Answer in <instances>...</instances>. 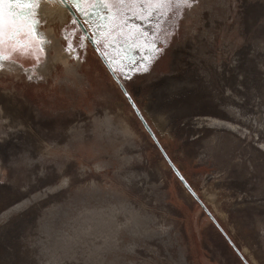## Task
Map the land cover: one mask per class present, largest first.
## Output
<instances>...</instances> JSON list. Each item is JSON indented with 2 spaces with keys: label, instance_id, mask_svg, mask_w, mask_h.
Masks as SVG:
<instances>
[{
  "label": "rangeland",
  "instance_id": "obj_1",
  "mask_svg": "<svg viewBox=\"0 0 264 264\" xmlns=\"http://www.w3.org/2000/svg\"><path fill=\"white\" fill-rule=\"evenodd\" d=\"M73 2L183 176L250 264H264V0L170 12L160 52L125 40L137 25L153 32L137 0L115 5L111 22L96 0ZM63 7L42 0L44 52L39 37L0 47L11 53L0 68V264H245Z\"/></svg>",
  "mask_w": 264,
  "mask_h": 264
},
{
  "label": "snow or ice",
  "instance_id": "obj_2",
  "mask_svg": "<svg viewBox=\"0 0 264 264\" xmlns=\"http://www.w3.org/2000/svg\"><path fill=\"white\" fill-rule=\"evenodd\" d=\"M60 2L62 3L63 0H60ZM125 2L126 0H110L109 3H106L105 0H96V3L92 7L98 10L108 8L111 15L107 19L111 22L115 21L118 17V13L113 12L112 8L115 5H123ZM137 2L140 7V11L137 13L138 18L152 23L153 32L149 34L137 25L128 32L125 40L126 42L131 41L133 46H136L138 42L142 41L143 43L139 45L140 47L149 46L153 52H160L161 49L156 44L159 39V34L163 31V24L167 22L168 14L174 12L176 15H180L182 10L191 8L195 0H137ZM41 4L42 0H0V47L9 41H14L12 51H16L17 48L31 49L33 37H39L37 47L41 53L44 52V45L49 43V41L46 36L40 35L36 27L41 23V20L37 18ZM84 14L87 15L88 13L85 12ZM96 14L100 15V12L97 11ZM122 28L123 26L118 29L121 33ZM21 33L28 37V41L21 42L16 39ZM99 38L96 37L95 39L98 41ZM103 38L108 40L109 46H111L114 37L111 36L110 30L105 31ZM83 39H87V37ZM81 46H83V43H81ZM104 54L108 55L107 53ZM33 55H35L34 51ZM10 59L11 53L4 54L0 52V68L3 67L4 61ZM35 59L37 64H39L40 57L35 56ZM110 59L115 70L117 61L114 58ZM144 70L147 71V69ZM125 75L127 76L128 74L125 73Z\"/></svg>",
  "mask_w": 264,
  "mask_h": 264
},
{
  "label": "water",
  "instance_id": "obj_3",
  "mask_svg": "<svg viewBox=\"0 0 264 264\" xmlns=\"http://www.w3.org/2000/svg\"><path fill=\"white\" fill-rule=\"evenodd\" d=\"M63 4L69 10V12L71 13V15L74 17V19L76 20L77 24L79 25L81 31L87 37V39L89 40V42L91 43V45L94 47V49L97 51L99 57L101 58V60L103 61V63L106 65L107 69L109 70V72L111 73V75L113 76V78L115 79V81L120 86L121 90L123 91L124 95L126 96V98H127L128 102L130 103L131 107L133 108V110L135 111L136 115L138 116V118L142 122L143 126L145 127V129L147 130V132L149 133V135L151 136V138L153 139V141L155 142V144L157 145V147L159 148V150L163 154L164 158L168 162V164L171 167V169L173 170V172L177 175V177L183 183V185L186 187V189L192 194V196L196 199V201L201 205V207L203 208V210L206 212V214L211 218V220L219 228V230L225 236V238L227 239V241L229 242V244L233 247V249L238 254V256L243 260V262L245 264H250V262L244 257V255L241 252V250L239 249V247L231 239V237L225 231V229L220 225V223L215 218V216L213 215V213L211 212V210L209 209V207L205 204V202L195 192V190L192 188V186L189 184V182L183 176V174L181 173V171L179 170V168L177 167V165L174 163L173 159L167 153L166 149L161 144L159 138L157 137V135L153 131L151 125L149 124V122L145 118L144 114L142 113V111H141L140 107L138 106L137 102L132 97V95L129 93V91L126 88V86L123 84V82L121 81V79L118 77V75L115 73V71L111 67L109 61L105 57L104 53L102 52V50L98 46V44L95 41L94 37L92 36L91 32L87 28L85 22L81 19V17L79 16V14L75 10V8L73 6H71V4H69V2L67 0H63Z\"/></svg>",
  "mask_w": 264,
  "mask_h": 264
},
{
  "label": "flooded vegetation",
  "instance_id": "obj_4",
  "mask_svg": "<svg viewBox=\"0 0 264 264\" xmlns=\"http://www.w3.org/2000/svg\"><path fill=\"white\" fill-rule=\"evenodd\" d=\"M67 1L69 2V4H71V6H74V2H73V0H67ZM63 9L66 10V11H69L67 8H65V6L63 7ZM11 47H12V46L9 45V44L4 46V48H6V50H7L8 52L12 51V48H11ZM21 53L23 54V56H25L26 58H28V56H29L28 54H29V53H26V52L23 51V50L21 51Z\"/></svg>",
  "mask_w": 264,
  "mask_h": 264
},
{
  "label": "bare ground",
  "instance_id": "obj_5",
  "mask_svg": "<svg viewBox=\"0 0 264 264\" xmlns=\"http://www.w3.org/2000/svg\"><path fill=\"white\" fill-rule=\"evenodd\" d=\"M66 8V7H65ZM66 11V10H65Z\"/></svg>",
  "mask_w": 264,
  "mask_h": 264
}]
</instances>
